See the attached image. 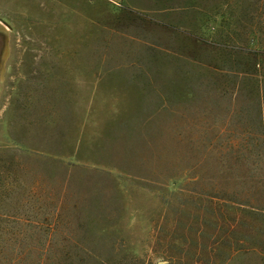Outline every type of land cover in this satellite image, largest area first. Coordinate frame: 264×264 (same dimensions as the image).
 Returning a JSON list of instances; mask_svg holds the SVG:
<instances>
[{"label": "rangeland", "instance_id": "rangeland-1", "mask_svg": "<svg viewBox=\"0 0 264 264\" xmlns=\"http://www.w3.org/2000/svg\"><path fill=\"white\" fill-rule=\"evenodd\" d=\"M232 46L264 73V0H0V258L264 264L262 100L208 66Z\"/></svg>", "mask_w": 264, "mask_h": 264}, {"label": "trees", "instance_id": "trees-1", "mask_svg": "<svg viewBox=\"0 0 264 264\" xmlns=\"http://www.w3.org/2000/svg\"><path fill=\"white\" fill-rule=\"evenodd\" d=\"M169 27L172 28L173 25H169ZM199 40L200 39L197 38V41ZM224 46L227 48L226 45ZM232 48H237L236 51H240L246 54L248 56V61L250 64H247V66L245 67H241L240 64L236 67H234V65H232V67H219L217 65L212 64H208V66H212L211 70H213L214 72L225 73L226 77L230 76L231 78H234V80H237L238 92H241V90H239V87L241 85L242 80H247L248 82L254 83V86H256V89L258 90L257 94L259 95V99L262 100V103L259 104V110L261 114L260 120H264V73L259 71V69L256 67L257 62L254 63L255 58L257 57V55H259V49L252 48L251 46H232ZM230 53L233 54V51H230ZM234 202L237 204L243 203L250 205L248 204L249 202H244L241 199H237ZM46 245L49 248L52 247H50V243ZM71 245L74 247H78L77 243H72ZM0 264H29V262L27 258L24 257H10L0 258ZM30 264H113V260L96 254L76 255L74 257L70 255H55L41 257L39 258V260L34 261Z\"/></svg>", "mask_w": 264, "mask_h": 264}]
</instances>
